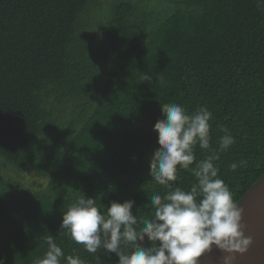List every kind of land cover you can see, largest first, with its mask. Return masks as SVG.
Returning <instances> with one entry per match:
<instances>
[{
    "label": "trees",
    "instance_id": "obj_1",
    "mask_svg": "<svg viewBox=\"0 0 264 264\" xmlns=\"http://www.w3.org/2000/svg\"><path fill=\"white\" fill-rule=\"evenodd\" d=\"M165 103L206 106L212 150L229 130L215 164L238 202L264 175V0H0V262L31 264L51 237L117 264L76 244L62 215L81 194L151 215L167 191L149 172Z\"/></svg>",
    "mask_w": 264,
    "mask_h": 264
},
{
    "label": "clouds",
    "instance_id": "obj_2",
    "mask_svg": "<svg viewBox=\"0 0 264 264\" xmlns=\"http://www.w3.org/2000/svg\"><path fill=\"white\" fill-rule=\"evenodd\" d=\"M160 107L163 119L153 125L160 147L152 154L149 172L167 191L150 197L151 215H134L132 200L112 201L102 212L94 198L81 194L63 212L61 229L90 254L114 253L117 264H199L213 246L224 253L220 264H234V254L245 253L252 238L245 236L244 210L219 178L215 164L220 152L235 143L234 137L221 126L224 135L219 137L218 148L212 150V113L206 106L192 113L175 103ZM197 145L210 153L199 161L194 152ZM246 165V160H240L229 167L235 171ZM178 168L195 177L190 188L173 183L178 179ZM46 243L47 250L31 264H85L75 250L65 255L51 237Z\"/></svg>",
    "mask_w": 264,
    "mask_h": 264
},
{
    "label": "water",
    "instance_id": "obj_3",
    "mask_svg": "<svg viewBox=\"0 0 264 264\" xmlns=\"http://www.w3.org/2000/svg\"><path fill=\"white\" fill-rule=\"evenodd\" d=\"M237 203L244 210V234L252 238V243L245 253L234 254V264H264V175ZM223 255V252L213 246L210 252L200 258L199 264H220Z\"/></svg>",
    "mask_w": 264,
    "mask_h": 264
}]
</instances>
